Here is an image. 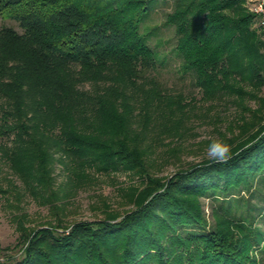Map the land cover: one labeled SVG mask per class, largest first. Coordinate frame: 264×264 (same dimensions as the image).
<instances>
[{
  "label": "trees",
  "instance_id": "16d2710c",
  "mask_svg": "<svg viewBox=\"0 0 264 264\" xmlns=\"http://www.w3.org/2000/svg\"><path fill=\"white\" fill-rule=\"evenodd\" d=\"M155 1L0 0V15L20 28L0 29V165L11 207L21 211L30 195L59 214L72 195L66 185L98 175L137 174L144 184L126 196L133 209L105 203L93 222L57 215L31 227L14 213L22 255L0 264H258L251 250L261 234L229 220L209 227L192 201L214 195L222 179L227 189L264 170L263 38L238 0H174L167 24L182 72L207 100L230 99L244 116L238 136L224 139L227 163L155 177L147 140L156 123L171 131L186 105L161 89L158 53L140 31Z\"/></svg>",
  "mask_w": 264,
  "mask_h": 264
},
{
  "label": "rangeland",
  "instance_id": "374dc122",
  "mask_svg": "<svg viewBox=\"0 0 264 264\" xmlns=\"http://www.w3.org/2000/svg\"><path fill=\"white\" fill-rule=\"evenodd\" d=\"M238 1L245 13L254 16L252 29L264 41L262 20L254 12L256 0ZM174 7V0H156L140 28L141 33L148 36V44L158 53L159 65L156 75L161 89L174 99L181 95L186 104L182 109L183 112L178 110L172 117L171 131L164 130L162 125L156 123L152 135L147 140L152 146L148 155L151 172L155 177L166 179L179 170L210 160L207 155L208 145L213 140L224 141L233 135L238 136L240 130L236 125L244 116L242 106L230 99L207 100L204 91L195 87L193 76L182 72L180 67L182 59L177 52L176 29L173 25L167 24V17L173 13ZM5 26L20 31L15 21L0 15V29ZM86 88L89 89V86ZM247 89L251 90L250 87ZM244 103L251 109L257 107L256 103L248 98ZM177 125L180 126L179 129L176 128ZM0 167V261L2 262L13 256L17 259L22 255L19 245L20 232L13 218L14 213H26L29 219L26 224L31 227L56 222L57 215L67 224L93 222L104 218L105 203L111 206L112 210L121 213L133 209L134 205L128 204L126 196H131L133 189L144 187L143 181L137 174L98 175V179L93 182H83L81 186L67 184L66 190L72 195L58 202L61 205L67 201L59 214L54 212L50 205H43L30 195L21 202L22 210L17 211L8 202L10 195L4 192L8 190V182L4 178L9 176L8 168L4 163ZM57 175L58 184L67 183L66 174L60 165L57 167ZM18 184L21 185V182L19 181ZM225 185L226 180L222 179L221 189H217L214 195L209 193L200 199L193 198V206L199 208L209 227L218 225L219 221L224 224L229 220L255 229L261 234V243L251 250V256L258 264H264V170L250 174L237 186L226 189Z\"/></svg>",
  "mask_w": 264,
  "mask_h": 264
},
{
  "label": "clouds",
  "instance_id": "9594fccd",
  "mask_svg": "<svg viewBox=\"0 0 264 264\" xmlns=\"http://www.w3.org/2000/svg\"><path fill=\"white\" fill-rule=\"evenodd\" d=\"M207 155L213 163H227L231 158V146L223 140H213L208 145Z\"/></svg>",
  "mask_w": 264,
  "mask_h": 264
},
{
  "label": "built area",
  "instance_id": "2783aa9c",
  "mask_svg": "<svg viewBox=\"0 0 264 264\" xmlns=\"http://www.w3.org/2000/svg\"><path fill=\"white\" fill-rule=\"evenodd\" d=\"M254 12L261 18L264 26V0H256Z\"/></svg>",
  "mask_w": 264,
  "mask_h": 264
}]
</instances>
